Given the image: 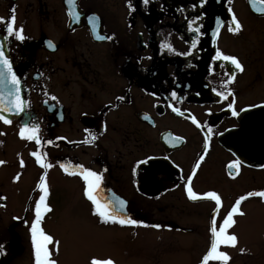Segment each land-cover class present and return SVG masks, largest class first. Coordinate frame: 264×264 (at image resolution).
<instances>
[{
    "label": "flooded vegetation",
    "instance_id": "flooded-vegetation-1",
    "mask_svg": "<svg viewBox=\"0 0 264 264\" xmlns=\"http://www.w3.org/2000/svg\"><path fill=\"white\" fill-rule=\"evenodd\" d=\"M262 6L264 0L255 7L253 0H0V18L9 20L15 9V28L26 37L5 39L0 24V44L25 100L10 125L0 120V197L6 198L0 199L6 253L0 264H35L30 229L42 176L50 211L40 227L53 238L48 249L56 264L64 256L51 251L58 247V222L50 197L86 205L91 233L99 248L112 250L107 260L113 264H202L213 218L219 228L235 202L247 197L243 215L235 214L228 229L238 237L241 225L264 214V198L248 197L264 191ZM233 16L241 27L230 32ZM218 50L235 57L243 71L217 60ZM230 75L234 80L226 84ZM226 91L233 94L228 99L216 95ZM24 125L39 128L40 145L20 137ZM230 136L254 156L252 164L225 146ZM33 152L52 167L41 168ZM237 160L238 169H229ZM62 164L100 174L102 194L123 200L124 215L140 226L103 223L81 176L68 175ZM188 187L200 198L189 199ZM209 192L221 198L218 211L204 198ZM252 247L237 242L219 250L230 257L227 264H256Z\"/></svg>",
    "mask_w": 264,
    "mask_h": 264
},
{
    "label": "snow or ice",
    "instance_id": "snow-or-ice-1",
    "mask_svg": "<svg viewBox=\"0 0 264 264\" xmlns=\"http://www.w3.org/2000/svg\"><path fill=\"white\" fill-rule=\"evenodd\" d=\"M256 0H253V6L255 7ZM68 3L71 5L74 3V0H68ZM144 3L147 4L148 0H144ZM258 11L264 12V6L257 9ZM73 18H77V13H72ZM15 9H12V14L9 20L5 21L3 18H0V24L5 25V30L7 35L5 39L14 38L17 41H24L25 36L23 35V29H16L15 28ZM90 22L93 25V30L95 31V20L94 18H90ZM195 21H193L194 23ZM221 22L218 20L217 24L219 25ZM234 25V27H233ZM189 29L195 33H199L200 29L198 27L194 28L192 23L188 25ZM240 24L236 20L235 16L232 17V25L229 26V31L234 32L240 29ZM219 30V29H217ZM97 39H106V37L97 35ZM197 41L194 39L192 41V47H196ZM50 48H54V45L49 42L48 45ZM170 47V46H169ZM216 59L219 61H226L229 62L234 69H238L243 71V68L239 61L232 56L224 55L219 50L216 52ZM234 80V76H229L227 83H231ZM2 84H10L12 88L5 94L0 93V112L10 113L12 115H17L20 112H23L25 109V100L21 96V81L18 78L16 72L13 70V63L10 59L5 55L3 50V44H0V85ZM217 96L221 97L222 99H228L233 94L230 91L226 92H217ZM172 97L175 98V92L172 93ZM55 100V97H52ZM229 110L233 116H238L239 113L234 109L232 103H229ZM174 112H178L177 109L173 108ZM182 114V113H180ZM0 120L3 121L4 124L10 125L12 121L5 116H0ZM197 127H201L199 123L195 119L192 120ZM211 132V129H208ZM39 128L35 125L29 126L24 125L20 128L19 135L22 139L28 141H34L37 145L41 144V140L39 138ZM92 139L94 140L95 137L93 136ZM207 139L206 147H207ZM174 140H179V138H174ZM49 143H51L49 141ZM32 155L35 157L36 162L40 165L41 168L49 169L52 167L51 164L43 162L42 155L39 152H33ZM203 156H201V160ZM3 161H0L2 164ZM141 163H147V161H141ZM240 161H235L233 164H229V169L237 168ZM21 166H23V161H21ZM62 168L67 172L68 175H80L83 179L86 190L85 195L87 198L92 202L95 206V214L101 218L103 223H116L122 226H140L139 222L131 219L124 215L125 211V202L123 200H109L106 195H103L101 192V183H102V176L94 171L84 169L82 166H75L79 169V172H72L68 171L65 165H61ZM197 167H199V163H197ZM193 175L195 173L193 172ZM40 192L42 195L40 196L39 200L35 205V220L31 225V241L34 248L35 253V264H56V262L50 259V252L48 249V245L53 243V238L50 235L45 234V232L40 227L43 215L45 212L50 211L47 204L45 203L46 197L48 195V187L46 183V178L44 176L41 177L40 184L38 185ZM189 199L196 200L199 199L198 195L193 192L191 187L187 188ZM248 197H261L264 198V191L260 192H250L248 193ZM204 198L214 200L217 206V211L221 205V198L215 192H209L206 194ZM247 197H240L236 202L235 206L231 208V211L228 215L223 219L219 228L217 227L216 219L213 218L211 222V246L207 254L203 257L202 264H209V261H217L219 264H227L230 257L226 252L220 251V247H235L237 243V237L235 235L228 234V229L233 226L234 224V215L239 214L243 215V212H240V204L241 201L245 200ZM0 199H6L4 197H0ZM2 206V205H0ZM147 226V225H144ZM154 227H159V225H155ZM58 244V242H57ZM3 245L0 244V254H6L3 252ZM91 264H113L111 260H97L93 259Z\"/></svg>",
    "mask_w": 264,
    "mask_h": 264
},
{
    "label": "rangeland",
    "instance_id": "rangeland-1",
    "mask_svg": "<svg viewBox=\"0 0 264 264\" xmlns=\"http://www.w3.org/2000/svg\"><path fill=\"white\" fill-rule=\"evenodd\" d=\"M49 203L53 207V218L58 222V247L53 244L51 251L56 252V256L61 251L64 257L60 264H91L93 259L111 258L112 250L99 248L98 239L91 233L92 221L85 204L66 197L58 200L50 197ZM149 242L153 243L152 238ZM237 242L252 244L256 264H264V214L240 226Z\"/></svg>",
    "mask_w": 264,
    "mask_h": 264
},
{
    "label": "water",
    "instance_id": "water-1",
    "mask_svg": "<svg viewBox=\"0 0 264 264\" xmlns=\"http://www.w3.org/2000/svg\"><path fill=\"white\" fill-rule=\"evenodd\" d=\"M12 88V85L10 84H2L0 85V93H3L6 95V93ZM22 96V93H21ZM22 112H20L17 115H12L10 113H6V112H0L1 115L3 116H7V117H11V118H16L19 117L20 114ZM240 142H242V140H240ZM225 146L233 151L235 154H237L242 160L243 162L247 163V164H252L254 162V156L252 154L247 153L245 149H241L242 147L237 146V144L235 143V141L233 140V138L230 136L229 138H227L225 140ZM250 147V146H249ZM247 148V146H246Z\"/></svg>",
    "mask_w": 264,
    "mask_h": 264
}]
</instances>
